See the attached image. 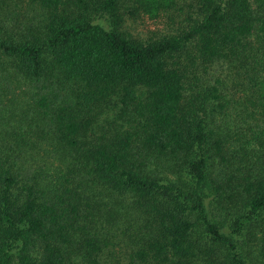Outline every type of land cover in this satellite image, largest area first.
<instances>
[{
    "label": "trees",
    "instance_id": "trees-1",
    "mask_svg": "<svg viewBox=\"0 0 264 264\" xmlns=\"http://www.w3.org/2000/svg\"><path fill=\"white\" fill-rule=\"evenodd\" d=\"M19 1L0 264H264V0Z\"/></svg>",
    "mask_w": 264,
    "mask_h": 264
},
{
    "label": "rangeland",
    "instance_id": "rangeland-1",
    "mask_svg": "<svg viewBox=\"0 0 264 264\" xmlns=\"http://www.w3.org/2000/svg\"><path fill=\"white\" fill-rule=\"evenodd\" d=\"M13 2H21L19 0H12ZM152 27V26H151ZM108 113V111H104L100 116L106 115Z\"/></svg>",
    "mask_w": 264,
    "mask_h": 264
}]
</instances>
